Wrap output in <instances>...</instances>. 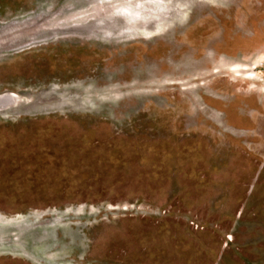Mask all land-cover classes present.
<instances>
[{"label":"rangeland","instance_id":"rangeland-1","mask_svg":"<svg viewBox=\"0 0 264 264\" xmlns=\"http://www.w3.org/2000/svg\"><path fill=\"white\" fill-rule=\"evenodd\" d=\"M6 92L0 264H264V0H0Z\"/></svg>","mask_w":264,"mask_h":264},{"label":"bare ground","instance_id":"bare-ground-1","mask_svg":"<svg viewBox=\"0 0 264 264\" xmlns=\"http://www.w3.org/2000/svg\"><path fill=\"white\" fill-rule=\"evenodd\" d=\"M18 96V98H17ZM23 96V93H18V95H15L13 93H1L0 94V107H7L9 105H14V104H18V103H22L25 99V97H21ZM37 96V94L34 96V98Z\"/></svg>","mask_w":264,"mask_h":264}]
</instances>
